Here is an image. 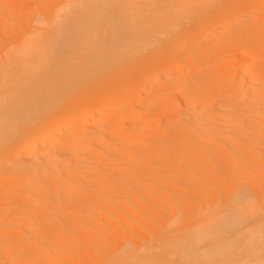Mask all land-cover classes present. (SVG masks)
<instances>
[{
  "label": "bare ground",
  "instance_id": "1",
  "mask_svg": "<svg viewBox=\"0 0 264 264\" xmlns=\"http://www.w3.org/2000/svg\"><path fill=\"white\" fill-rule=\"evenodd\" d=\"M0 264H264V0H0Z\"/></svg>",
  "mask_w": 264,
  "mask_h": 264
},
{
  "label": "rangeland",
  "instance_id": "2",
  "mask_svg": "<svg viewBox=\"0 0 264 264\" xmlns=\"http://www.w3.org/2000/svg\"><path fill=\"white\" fill-rule=\"evenodd\" d=\"M214 40V39H213ZM236 48V47H235ZM233 53H237V51H232ZM232 52H231V54H232ZM218 62H216V64L217 63H219L220 61H219V59L217 60ZM234 61H235V63H236V65L239 63V60H238V58H234ZM215 65V63L213 62V61H211L210 62V66H214Z\"/></svg>",
  "mask_w": 264,
  "mask_h": 264
}]
</instances>
